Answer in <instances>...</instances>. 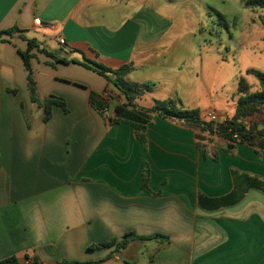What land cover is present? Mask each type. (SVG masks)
Segmentation results:
<instances>
[{"label": "crops", "instance_id": "0c3cea01", "mask_svg": "<svg viewBox=\"0 0 264 264\" xmlns=\"http://www.w3.org/2000/svg\"><path fill=\"white\" fill-rule=\"evenodd\" d=\"M205 3L0 0V31L17 29L0 37V260L114 253L104 264H264V150L159 115L141 141L132 125L113 122L124 97L84 65H131L128 82L153 84L140 107L174 99L203 119L232 117L237 100L226 108L198 85ZM28 40L57 57L33 49L30 61L40 102L61 97L69 110L54 106L47 122L28 87ZM109 91L104 116L89 99ZM128 233L166 238L91 249Z\"/></svg>", "mask_w": 264, "mask_h": 264}, {"label": "trees", "instance_id": "16d2710c", "mask_svg": "<svg viewBox=\"0 0 264 264\" xmlns=\"http://www.w3.org/2000/svg\"><path fill=\"white\" fill-rule=\"evenodd\" d=\"M245 5L251 9L256 7L264 8V0H246ZM17 29H8L0 31L1 36H12ZM29 49L21 55L24 60L28 75V87L34 102L43 107L45 112L44 121H49L53 116V107L59 106L65 113H68L66 101L57 96H50L43 102H40L37 94L36 82L33 77V71L30 61L34 57L33 49L46 54L52 59H56V55L44 49H39L36 40H28ZM85 67L96 71L103 76L115 89L124 97L125 102L115 106L114 123H127L132 125L141 141L145 140V131L148 124L151 123L154 115H159L167 118L181 126L189 129L197 130L207 135H219L228 139L232 143H245L264 150V128L260 129V125L264 126V72L249 70L247 73L254 75L260 85V90L252 92L250 85L244 78L239 81L240 97L236 101L235 113L232 117H227L225 120L218 123L207 121L201 116L198 109H185L179 101L174 99L156 100L151 107H140L137 100L147 93L153 91L152 83H130L126 80L127 74L131 71V65H125L119 69L112 70L100 64H84ZM111 75V76H110ZM90 106L98 111L101 115H105V111L109 106V99L105 96L92 92L89 99ZM238 134L239 141L233 137ZM198 138H201L198 136ZM147 177L144 176L143 187L147 188ZM166 238L161 235H153L150 237H137L134 233H128L122 241L112 240L110 242L101 243L91 246V249L97 250L101 248H116V251H121L127 248L129 241L139 238L141 240H151L156 238ZM114 253L109 254L103 259L97 261H78V260H63L57 264H104L112 259ZM26 263L11 256L0 260V264H43L40 259L32 258Z\"/></svg>", "mask_w": 264, "mask_h": 264}, {"label": "rangeland", "instance_id": "374dc122", "mask_svg": "<svg viewBox=\"0 0 264 264\" xmlns=\"http://www.w3.org/2000/svg\"><path fill=\"white\" fill-rule=\"evenodd\" d=\"M245 1L205 0L202 7L204 82L199 78L198 85L202 84L204 91L211 89L226 108L240 97L241 78L252 92L260 90L249 70L264 72V8L251 9ZM112 94L109 91L105 97L112 100Z\"/></svg>", "mask_w": 264, "mask_h": 264}, {"label": "built area", "instance_id": "2783aa9c", "mask_svg": "<svg viewBox=\"0 0 264 264\" xmlns=\"http://www.w3.org/2000/svg\"><path fill=\"white\" fill-rule=\"evenodd\" d=\"M59 43H60L61 45H64V44H65V40L62 39V38H60V39H59ZM204 119L207 120V121L214 122V123H218V122L221 121L220 117H219L216 113H214V112H212V111H208V112H206V113L204 114ZM233 137L237 140V142L239 141V136H238L237 133H236Z\"/></svg>", "mask_w": 264, "mask_h": 264}, {"label": "water", "instance_id": "95a60500", "mask_svg": "<svg viewBox=\"0 0 264 264\" xmlns=\"http://www.w3.org/2000/svg\"><path fill=\"white\" fill-rule=\"evenodd\" d=\"M264 128V126L263 125H260V129H263Z\"/></svg>", "mask_w": 264, "mask_h": 264}]
</instances>
